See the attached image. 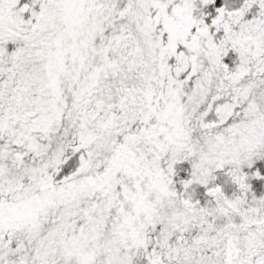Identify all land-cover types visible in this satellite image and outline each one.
I'll list each match as a JSON object with an SVG mask.
<instances>
[{"label":"rangeland","instance_id":"374dc122","mask_svg":"<svg viewBox=\"0 0 264 264\" xmlns=\"http://www.w3.org/2000/svg\"><path fill=\"white\" fill-rule=\"evenodd\" d=\"M216 1L0 0V110L24 104L1 126L32 156L17 170L0 166V264H38L34 249L57 234L38 251L46 264H264V178L260 196L249 185L251 165L264 166V0ZM212 2L222 16L208 47L218 59L230 50L225 72L240 89L242 78L255 86L234 99L238 87L211 84L191 134L176 141L163 125L196 72L183 46L192 10ZM171 75L168 105L156 108L151 97L165 96L158 85ZM138 100L142 114L106 152ZM68 203L76 214L66 223Z\"/></svg>","mask_w":264,"mask_h":264},{"label":"trees","instance_id":"16d2710c","mask_svg":"<svg viewBox=\"0 0 264 264\" xmlns=\"http://www.w3.org/2000/svg\"><path fill=\"white\" fill-rule=\"evenodd\" d=\"M201 3V2H200ZM200 3L196 4L193 7V13L192 16H194L197 20L194 21L197 24H194L193 26L190 27V29H194L195 34L194 35H190L191 37L189 38V40H187L185 42V44L183 45L185 47V45H189V47L192 49L193 51V57H194V63H195V68H196V72L193 75V81H191V85L189 86V91L187 96H185L184 94H182V90L185 88V86H182L179 88L178 92H180L181 96L175 97L174 101L172 102L171 106L173 107L171 109V113L170 110L168 111V114L166 115V118L168 119L165 123H164V127L165 129L168 128V130H170L171 133L174 134L175 136V140L179 141L180 138L185 136V133H187V135L191 134V130L192 127L194 126V124L191 126V120L192 118L195 119V114L197 112V109L199 108V106L201 105L202 101H204L206 99L207 94L210 91V85L213 83H216V87L218 88H224V87H229L230 88H237V91L230 92L228 94H233L234 99H239V95H241L243 97V93H247L250 91V89L255 86V82L253 81V78H246V80L244 78H242V81L238 80L239 83H242V88L240 89V86L237 85V81H233V78L231 77L229 71L225 72V64L229 61V58L226 56V54H229L230 50H227V53H224L220 58L218 59V57L215 56V54L213 53V49L211 47H208L207 41L206 39L212 35L213 33H215L218 30V22L216 21L217 15L219 14V18L222 16V12L218 11V14L215 12V9L209 8L210 6H213V4H215V2L212 4L211 3H207L208 7L206 9H200ZM215 6H222V3L218 4V0L216 1ZM122 7V6H121ZM106 10H108L106 12V14H108L106 17L111 16L112 12L107 8ZM201 10V11H200ZM226 11V9H225ZM105 17V18H106ZM218 18V19H219ZM105 22H103L101 25H103ZM182 22H180L181 24ZM155 26L153 25V27L151 28L152 32L147 31L146 36L153 38V42L156 44V31H155ZM155 38V39H154ZM182 44V43H181ZM229 47H231L229 45ZM97 54V53H96ZM135 54L134 52H127V55H129V57L131 55ZM95 57V55L90 56V60L91 62L94 60L93 58ZM119 57V56H118ZM223 57V58H222ZM153 59V57H152ZM216 60V61H215ZM90 62V63H91ZM220 62V63H218ZM178 65V64H177ZM260 67V65H259ZM259 67L257 69H259ZM251 69H253V66L251 67ZM172 71H174V74H176V76L179 77V81L182 80L181 78V71L176 67V66H172L171 67V73ZM221 74H224V78H221ZM226 74H228V76H226ZM254 74H256L254 72ZM173 75H171L167 80L164 81L165 84V88L163 89V87L160 86V83L158 85V88H160V90L162 92L165 93L164 95H157L160 94L161 92H156L152 97H151V101H157V106L156 108H162L163 104L168 105V103H164V100L166 101L169 98V94L170 92L173 91L172 87L169 88L171 85H174L175 82L173 80ZM227 80H229V82H227ZM166 83L167 86H166ZM235 84V85H234ZM228 87V88H229ZM30 97L32 95L37 94V91H34L33 93L30 91ZM164 96V97H162ZM3 97H0V101H2ZM4 99V98H3ZM144 99V98H142ZM32 101V98H29V101ZM15 101V100H13ZM30 101V102H31ZM73 101H77L75 98H73ZM143 100H138L137 105H139V109L134 112H132L131 110H129V117L126 118V120L121 121L120 123L116 124L115 126H113L111 128V130L113 129V131L110 132V134H108L106 136V141L108 140V138H112L113 140H109L106 145H105V149L107 150L106 152L109 153V151L112 149V145L113 142L115 140L116 137H118L119 135H121L122 133L125 134L127 132V128L129 127V125L131 123H134L136 121L137 116L139 114H142V111L145 109L147 104H144ZM11 104H7L5 106H3L0 110V166L4 165V164H9V165H13V167H15L14 169H19L22 167H25L27 164L28 165H32V156L31 154H27V150L24 148L23 146V140L24 138L16 135V134H11L9 132V130H5L2 128L1 126V122L5 121L4 117L6 118V115L8 113V111L12 110V109H17L20 106H23L24 104L20 103V102H16V104H13L12 107L10 106ZM73 105V104H71ZM180 105V106H179ZM180 108L179 110V115L176 118L175 121H173L174 116H175V112L174 110L176 108ZM22 109V108H21ZM133 110H135V108L133 107ZM11 112V111H10ZM9 112V113H10ZM200 112V111H199ZM134 113V114H133ZM132 114V115H131ZM201 114V113H199ZM7 121V120H6ZM196 122V121H195ZM168 123V124H167ZM65 131H66V127H64ZM65 133V132H64ZM228 143L230 144L229 140H226L225 142H215V147H218L219 145H224L225 147L228 145ZM168 146L171 145V148L173 147H177L176 144L172 143V142H168L167 141ZM245 143L243 142L241 144L244 145ZM236 147H238V145H236ZM233 147V148H236ZM223 148V147H222ZM241 147L239 146V151H240ZM24 157V159H23ZM39 160V159H38ZM263 162L261 161H256L253 166L251 165V169L254 172V176L252 177L251 182H249L250 185V190L252 192V195L254 196H260L262 193V189H263V185H262V177L264 178V166L262 164ZM246 176V172L242 174V177ZM257 176V177H256ZM236 180V178H234ZM239 185V184H238ZM241 185V184H240ZM87 192H85L86 194ZM222 194H220V197ZM219 197V198H220ZM216 201V199H215ZM75 204V203H74ZM74 204H64L62 206V208L59 210V216L60 213H67L68 214V218H67V222L69 223L71 222V217L73 216V214L75 213V211H73V213L71 214V211L69 213V207L72 205L74 206ZM130 209V205H126L125 209H124V213L126 214V212H128L127 210ZM76 214V213H75ZM142 215V213H140ZM72 215V216H71ZM117 215H121V212L117 213ZM147 216V215H146ZM69 220V221H68ZM148 223L146 222L144 224V227H142V229H140V234L137 236L136 241L133 243L132 246H138L139 244L142 245L143 244V239L144 237H146V235L148 236ZM147 230V231H146ZM52 231V230H51ZM59 237V234H57L56 236H53V241L56 238ZM47 241L45 243L44 246H40L38 245L33 252V256L35 257V259L39 262L38 264H46L47 261H45V256L41 255V257H39V252L42 249L43 253L44 251H46V248L48 246H51L53 244V241ZM127 246H131L130 243H127ZM42 248V249H41ZM39 259V260H38ZM48 263V262H47Z\"/></svg>","mask_w":264,"mask_h":264},{"label":"water","instance_id":"95a60500","mask_svg":"<svg viewBox=\"0 0 264 264\" xmlns=\"http://www.w3.org/2000/svg\"><path fill=\"white\" fill-rule=\"evenodd\" d=\"M27 9H28V6H27L26 4H24V5L21 6L20 11H21L22 13H25V12L27 11Z\"/></svg>","mask_w":264,"mask_h":264}]
</instances>
